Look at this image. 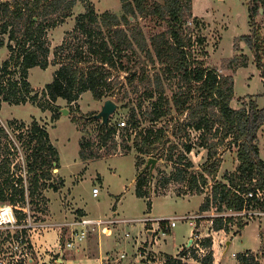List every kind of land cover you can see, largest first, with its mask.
Wrapping results in <instances>:
<instances>
[{
    "label": "rangeland",
    "instance_id": "obj_1",
    "mask_svg": "<svg viewBox=\"0 0 264 264\" xmlns=\"http://www.w3.org/2000/svg\"><path fill=\"white\" fill-rule=\"evenodd\" d=\"M89 6L99 13L106 10L117 14L121 12L119 0H76L75 6L67 15L63 16L57 13L46 19L42 38L50 47L49 64L44 69L38 66L29 69L27 80L30 92L24 103L13 104L5 101L1 103L0 127L3 128L6 135L0 138L2 147L5 145V151L4 147L3 150H0V159L7 153L14 174L21 176L23 183H26L25 156L29 152L28 130L33 122H37L48 131L50 142L58 152L59 161V167L53 168L50 182L61 186L57 191L50 187L43 190L42 194L47 200L45 210L32 209V206L28 205L33 220L58 222L56 220L81 216L82 209L89 216L101 219L108 218L113 214L119 217L137 218L149 213L161 216L197 212L203 200L204 189H201V193L197 192L195 188L192 189L189 183L190 175L203 174L206 178L204 185L212 184L214 181H223V174L234 170L237 159L236 148L233 144H228V141L218 144L213 156L208 155L206 148L208 140L204 144L201 142H203L202 137L205 138L209 135L201 134L200 131L186 125L188 109L183 111L172 109L166 117L154 124L155 127L162 126L165 129L164 139L167 140V143L163 146L158 158L154 157L157 162L153 168L152 176L154 178L149 190L150 197L145 199L137 197L134 192L136 176L142 170L135 165V158L140 156L134 148L126 153L122 148L123 144L110 151L105 146L97 150L98 157L96 158L82 160L79 157L80 138L84 137L85 140H96L97 138V126L101 120L91 117V115L100 110L105 99H94L90 91L83 92L76 101L70 104L61 98H58L55 103H51L43 96L44 86L51 81L53 71L59 65L54 49L63 42L66 34L74 29L77 16ZM192 9L193 15L201 22L194 26L192 18H190L184 26L190 32L194 42L195 56L203 60L206 66L217 68L219 74L233 77L234 95L231 105L234 108L243 105L250 97L257 98L258 105L262 107L264 105V84L261 72L253 60L252 52L243 41L239 40V36L250 32L247 0H192ZM256 20L261 37L264 39V14L262 11L256 16ZM2 22L0 17V38L5 43L0 47V63L10 56L15 58L21 48L20 35L16 33L17 37L10 41L12 48L9 49L7 46L9 32L2 33ZM129 27L130 29L141 28L145 37L148 38L150 33L163 30L164 24L154 16H148L136 19L129 24ZM79 37L82 35L79 34ZM197 38L202 39L201 44L197 42ZM77 40V37L71 38L72 51L82 45ZM87 44L82 46L84 52L88 53ZM122 54H124L122 58L124 69L105 65L104 70L109 71V79H113L116 83L115 91L118 93L115 96L126 94L125 102L129 107H134L141 118H145L144 114L150 110L151 102L155 99V96L152 99L146 97L147 92L153 86L155 74L160 77L168 99L171 98L174 91L178 92L179 90L177 78L173 73L163 72L160 63L150 62L144 56V52L130 53L128 51ZM243 55L247 57V66L231 68V63H229L231 58L237 56V60H240ZM11 69L16 72L11 78L17 79V68L11 67ZM8 76L9 74L4 78H8ZM191 94L184 104L185 106H189V103L194 106L198 94L196 91ZM112 100L117 104V107L109 116L111 123L116 119L125 121L129 107L121 106V103L116 99ZM62 109H66V112L62 113ZM149 124L148 121L143 122V126ZM118 142H120L119 137ZM32 144L34 143H31L30 146ZM185 144H191L190 151H185ZM171 146L173 149L170 151ZM258 148L260 157L264 160V125L258 131ZM169 152L172 154L171 159L167 157ZM179 154L185 156L181 163H177ZM143 158L145 159L146 155H143ZM187 161L191 162V166L186 167ZM217 161H219V167L213 175L207 170L211 163ZM176 168H185L186 170L181 180L174 178ZM144 172L148 173V170L146 169ZM165 178L168 180L163 183ZM93 187L98 188L96 197L92 195ZM148 200H151L154 211H148ZM7 203L9 204V202ZM3 204L4 202H0V205ZM62 209L64 211L68 209L69 214L62 212ZM18 214L15 213L17 217ZM133 224H119L112 229L110 234H100L109 248H113L110 251L111 258L114 259L118 256L119 252L117 251H123L126 254L125 258L115 260L114 264H126V261L134 256L136 247L142 248L143 243H140V240L145 238L144 227L139 222H135L134 227H132ZM47 230L49 229L38 232L27 227L21 230H2L0 232V264H62V258L72 257L70 253L62 255L57 253L61 237L54 243L55 246L50 245L47 250L41 251L42 244L37 247V243L43 236L41 233ZM263 230L264 216H258L249 219L233 239L234 229L232 232L225 233L226 235L223 231L214 233L213 240H211L212 246L214 245L217 251L215 263L239 264L236 260V253L252 250L259 256L261 264H264V236L261 232ZM126 232L130 234L128 237L124 235ZM171 232L172 235L166 237V242L163 241L160 233L157 236L160 237V243L163 242L162 249L169 253H175L177 248L188 238L190 227L186 220H180L171 229ZM93 236L90 235L87 240L89 253L95 249L93 245L96 241ZM224 237L227 240L231 239L228 247H226V241L222 242ZM45 240L47 241V239ZM192 245L193 241L183 244V247L192 248ZM182 253L179 262H172L173 264H203L196 258L192 257L193 260L184 257ZM232 253H235V256H232ZM157 255L158 257L166 255L174 258L166 253L158 252ZM176 258L175 260H178L179 257ZM132 262L133 264H145L146 260L140 258Z\"/></svg>",
    "mask_w": 264,
    "mask_h": 264
},
{
    "label": "trees",
    "instance_id": "obj_2",
    "mask_svg": "<svg viewBox=\"0 0 264 264\" xmlns=\"http://www.w3.org/2000/svg\"><path fill=\"white\" fill-rule=\"evenodd\" d=\"M75 4L76 0H0V17L3 21L1 30L2 33L9 32L7 46L12 48L10 41L17 37L16 33L20 35L21 45L15 58L10 56L0 63V105L3 101L13 104L26 101L30 92L27 80L29 69L35 66L44 69L49 64L50 47L42 38L44 22L50 15H67ZM119 4L120 14L109 10L99 13L89 6L77 16L74 29L54 49L59 65L53 71L51 81L44 86L43 96L51 103L61 98L70 104L83 92L90 91L94 99H116L121 106L129 107L125 102L126 94L115 96L118 93L115 91L116 83L109 79V71L104 70L105 65L124 69L122 53L128 51L144 52L150 62L160 63L163 72L175 75L179 90L174 91L168 99L160 77L155 74L153 86L146 94L147 98L152 99L155 96V99L151 102L150 110L144 114L145 118H141L136 109L130 106L123 126L119 125V119L112 123L111 118L107 123L100 121L96 140L80 138L79 157L82 160L96 158L97 150L105 146L110 151L123 144L122 148L126 153L134 148L140 156V159L135 158V165L142 168L136 176L134 192L137 197L149 199L150 177L149 173L144 172L146 169L143 165L148 156L158 158L167 143L164 139L165 129L162 126L155 127L154 124L166 117L172 109H188L186 125L201 134L209 135L202 137L201 142L204 144L208 140V155L213 156L217 145L225 141L236 148L237 165L234 170L225 172L223 181L212 184L210 197L203 196L198 211L207 210L210 205L218 210L241 209L244 198L240 193L256 188L264 192V160L260 157L258 148V131L264 125V105L260 107L257 98L250 97L243 105L234 108L231 105L234 95L233 77L219 74L217 68L206 66L203 60L195 56L194 42L184 26L190 18L194 26L201 22L193 15L192 0H119ZM247 6L250 32L239 36V40L252 52L264 84V39L256 22V16L261 11L264 14V0H247ZM148 16L162 21L164 29L150 33L148 38L141 28L130 29L131 22ZM75 37L82 45L88 43V53L84 52L82 45L74 51L71 50L70 41ZM196 40L199 44L202 43V39ZM4 44V40L0 38V47ZM237 59V56L231 58L229 63L232 67L228 64L229 67L236 69L247 66L245 55L240 60ZM11 67L17 68V79L11 78L16 73ZM8 74V78H4ZM193 91L198 94L194 106L191 103L185 106ZM144 121L150 124L143 126ZM28 131L29 152L25 156L27 184L23 183L21 176L14 174L11 160L5 153L0 159V202L7 201L20 207L27 204L32 209L45 210L47 200L42 194L43 190L50 187L57 191L61 186L50 182L53 168L59 167L58 152L50 142L48 131L37 122H33ZM3 135L6 134L0 127V138ZM31 143L34 144L30 146ZM3 147L5 151V145ZM3 147L0 142V150ZM172 149L173 146L170 151ZM184 149L186 152L190 151L191 144H185ZM143 155H146L145 159ZM167 157L171 159L172 154ZM184 158V154H179L177 163H181ZM189 166L191 162L187 161L186 167ZM218 167L219 161L213 162L207 171L214 175ZM185 171V168H176L174 178L181 180ZM167 180L165 178L163 183ZM189 183L192 189L195 188L201 193L200 186L206 183V178L203 174H192ZM254 202V207L264 212V200ZM147 207L151 208L150 200ZM15 212L19 213L18 218H22L21 209H15ZM247 222L232 216H217L213 219V229H224L228 232L229 225L235 223V236ZM261 232L264 236V230ZM200 244L207 249L202 257H198L193 248L183 247L182 252L185 250L184 254H189L203 264H212L214 256L211 238L202 239ZM166 257L169 263L179 262V258L175 260L177 258ZM236 260L239 264H261L259 256L252 250L236 253Z\"/></svg>",
    "mask_w": 264,
    "mask_h": 264
},
{
    "label": "built area",
    "instance_id": "obj_3",
    "mask_svg": "<svg viewBox=\"0 0 264 264\" xmlns=\"http://www.w3.org/2000/svg\"><path fill=\"white\" fill-rule=\"evenodd\" d=\"M120 126L124 125V122H119ZM219 182V181H214ZM212 183V184H213ZM212 184L201 185L200 188L203 191V196L210 197ZM152 186V177L150 178L149 187ZM204 186V187H203ZM98 188H92V195L97 196ZM244 198L243 207L239 210L232 208L218 210L216 207L210 205L209 209L203 211H197L191 214H182V215H161V216H151L146 215L137 218H125L112 215L108 218H95L88 215L82 214L78 217H73L70 219H64L59 222H46L40 220H33L32 216L29 213V206L25 204L23 207L8 203L0 205V232L3 231H12V229L21 230L22 228H31L32 231H43L50 228H57L59 230V248L57 253L60 255L64 254L69 250L78 251L80 246L86 241L87 237L90 234H99L105 233L109 229L117 227L119 224L130 225L134 222H142L146 224L147 222L156 223V228L151 227V230L155 234L154 238L158 240L160 237L157 236L160 233V236H165L173 227L176 226V223L180 220H186L190 227V239L193 241L192 248L195 250L198 256H203L207 253V249L201 246L200 242L202 239L209 237L213 240L214 233L218 231H223L224 234L227 233L224 229L214 230L213 229V219L217 216L226 217L232 216L234 218H239L243 221H249L252 217H263L264 212L260 209L254 207V201L264 200V192L256 188L254 190H248L247 192L240 193ZM253 199L254 201H249ZM15 209H21L23 211L22 218H18L15 215ZM35 219V217H34ZM230 230L232 232L235 229L236 225L230 224ZM128 236V232L125 233ZM226 235V234H225ZM234 235L232 236L233 239ZM21 240V238H19ZM229 240V239H228ZM231 240V239H230ZM227 241V238L224 237L222 242ZM226 243V242H225ZM138 256L141 259H145V264H173L168 262L166 255H158L155 252L147 251L144 245L142 248L137 249ZM124 253L121 254V257H124ZM188 256H190L188 254ZM232 256H235V253H232ZM176 258V257H174Z\"/></svg>",
    "mask_w": 264,
    "mask_h": 264
},
{
    "label": "crops",
    "instance_id": "obj_4",
    "mask_svg": "<svg viewBox=\"0 0 264 264\" xmlns=\"http://www.w3.org/2000/svg\"><path fill=\"white\" fill-rule=\"evenodd\" d=\"M150 202H151V200H150ZM4 203H7V202H4ZM150 210L151 211H154V207H152V205H151V208L148 209V211L150 212ZM71 211H72V209H71ZM51 212L54 213L55 211H51ZM62 212H64L66 214V213H68L70 211L68 209H67V211H64V209H62ZM80 212H82V214H84V215H88L87 212L84 209H82ZM149 215H151V214L149 213ZM151 216H154V215H151ZM67 219H70V217H68ZM63 220H60V221H63ZM56 221L59 222V220H56ZM139 223H141L142 227H144V235H145V238H142L140 240L141 241L140 243H143L144 244V247L146 248L147 251L155 252L156 254L158 252H160V253H166V254L172 255L173 257H179V259H181V255L180 254L182 253V250H183V244H185V243L188 244V243L191 242L190 233H189V236L186 239L185 243H182L179 246V248H177V250L175 251V253H169V252L165 251L164 249H162V245L161 244L163 242L161 241V243H160V239L156 240L154 238L155 234L151 230V227H153L155 229L156 228V223H151V222H149L147 224H144L142 222H139ZM134 225H135V222L132 225V227H134ZM111 231H112L111 229H109L108 231L106 230L105 231V234H110ZM41 234L43 236L41 235L42 237L39 240V243H37V247H39L42 244L41 251L42 250L49 249L50 245L55 246L54 243L59 239V230L57 228H50L49 230L44 231ZM100 234L101 233H99V234H96V233L95 234H90L92 236L94 235L93 237H95L94 239L96 241L95 244L93 245L95 249L93 250L92 253H89L88 252V248L89 247H88L87 240H88V237L90 236L89 235L87 237L86 241L80 246V249L78 251L69 250V251L65 252V254H67V253L69 254L70 253L72 257H70V258H68V257L67 258H62L61 259L62 264H114L115 263V260H119L120 258H125L126 257L125 252H123V251H117V252H119V254L117 253L118 256L116 258H114V259L111 258L112 257V254H111L110 251L113 248H109V245L106 243V241L105 242L103 241V238H102L103 236H101ZM129 235L130 234L128 232V236ZM170 235H172L171 230L165 236L162 237L163 238V241L166 242V240H167L166 237H168ZM258 235H259V229H258ZM128 236H126V237H128ZM45 239H47V241ZM230 243H231V240H230ZM143 244H142V246H143ZM228 246L226 245V247H228ZM45 247H48V248H45ZM137 249H138V246L136 247V250L134 252V256L132 258L128 259L127 261L125 260L126 261V264H133L132 261H137L138 259L141 258L137 254ZM212 250H213V256H214V262L212 264H216L215 263V259L217 258L216 257L217 251H216V248H215L214 245L212 246ZM48 251H50V250H48ZM122 253L125 254L124 257H121V254ZM182 255L184 257H187V258H192L191 256H186V254H184V253H182Z\"/></svg>",
    "mask_w": 264,
    "mask_h": 264
},
{
    "label": "water",
    "instance_id": "obj_5",
    "mask_svg": "<svg viewBox=\"0 0 264 264\" xmlns=\"http://www.w3.org/2000/svg\"><path fill=\"white\" fill-rule=\"evenodd\" d=\"M116 107H117V104L112 99H106L103 101V104L100 110L97 113L93 114L92 116L97 119H100L102 123H107L109 116L115 111ZM65 112H66V109H62V113H65ZM156 162H157L156 158L148 157L146 160V163L144 164V169L148 170L150 178L152 177L153 168ZM229 243H230V240H227L225 244L228 246Z\"/></svg>",
    "mask_w": 264,
    "mask_h": 264
}]
</instances>
